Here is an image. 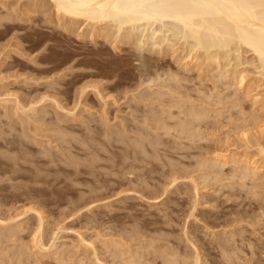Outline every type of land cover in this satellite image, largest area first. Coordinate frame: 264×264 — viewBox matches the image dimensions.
<instances>
[{
  "label": "rangeland",
  "instance_id": "1",
  "mask_svg": "<svg viewBox=\"0 0 264 264\" xmlns=\"http://www.w3.org/2000/svg\"><path fill=\"white\" fill-rule=\"evenodd\" d=\"M55 12L0 0V264H163L169 247L176 264L196 247L223 264L231 246L233 264H264L256 55L236 41L199 49L171 20L121 30Z\"/></svg>",
  "mask_w": 264,
  "mask_h": 264
},
{
  "label": "bare ground",
  "instance_id": "2",
  "mask_svg": "<svg viewBox=\"0 0 264 264\" xmlns=\"http://www.w3.org/2000/svg\"><path fill=\"white\" fill-rule=\"evenodd\" d=\"M49 2H51L53 4V7L56 10V14H58V16H64V17H69L72 19H81L84 20L85 22H88V24H92V25H101L103 23L106 22H113V23H117L119 25V27L121 28V26H125L128 23H137V22H142L144 23L148 22H152L154 21V23L160 22L162 23L163 21L166 20H171V22L173 21L175 24H178L179 27H182V29L188 34L187 37H190V39L195 40L194 42H196L197 46L199 49L202 48V44L204 45L205 43L203 42L205 40L206 41H210V43L213 41V43H218L220 44V46L225 45V47L230 46V42H239L240 44H242L245 47H248V49H250V51L253 52V54L256 55V58L260 61V64L264 67V0H47ZM132 23V24H133ZM170 23V22H169ZM131 24V25H132ZM138 24V23H137ZM118 27V28H119ZM179 27L178 30H179ZM181 29V30H182ZM122 30V28H121ZM182 30V31H183ZM118 31V30H117ZM178 33V32H177ZM182 33V32H181ZM118 34V33H117ZM116 37V36H115ZM118 37V36H117ZM185 37L186 39H189ZM128 37L124 38L127 39ZM131 38V37H130ZM129 38V39H130ZM184 38V39H185ZM189 39V40H190ZM132 40V39H131ZM129 41V40H128ZM128 41L125 40L126 43H128ZM123 42V41H122ZM124 42V43H125ZM208 43V42H207ZM206 43V44H207ZM235 44V43H234ZM150 45V44H149ZM169 45V44H168ZM174 46V45H173ZM206 46V45H205ZM219 46V45H218ZM217 47V46H216ZM222 47V48H223ZM139 48V47H138ZM206 48V47H205ZM170 52V51H169ZM140 56V55H139ZM174 57V56H173ZM143 58V57H142ZM141 59V58H140ZM196 59V58H195ZM163 60V59H162ZM159 62V61H158ZM159 68V67H158ZM167 73V72H166ZM175 73V71H174ZM169 74V73H168ZM180 75V74H179ZM177 76V75H176ZM184 76V75H183ZM176 78V77H175ZM182 78V77H181ZM244 79V78H242ZM245 80V79H244ZM173 81V80H172ZM179 82V81H178ZM184 83V82H183ZM241 84H243V80L240 81ZM182 84V83H181ZM180 85V84H179ZM185 85V84H184ZM215 89V88H214ZM186 90V89H185ZM195 90V89H194ZM217 91V90H216ZM215 91V92H216ZM171 92V91H170ZM177 92V90H176ZM175 92V93H176ZM179 93V92H178ZM194 93V92H193ZM211 93V92H210ZM164 94V93H163ZM201 94V93H200ZM179 95V94H178ZM198 95V94H197ZM203 95V94H202ZM155 96V95H154ZM153 96V97H154ZM160 96V95H159ZM185 96V95H184ZM172 97V96H170ZM218 98V96H216ZM161 98V97H159ZM158 98V101H159ZM168 98V97H167ZM175 98V97H174ZM177 98V97H176ZM203 98V97H202ZM220 98V97H219ZM208 99V98H207ZM177 100V99H176ZM210 100V99H209ZM214 100V99H213ZM140 101V100H139ZM166 101V100H165ZM173 102L175 100H172ZM171 104H173L172 108L175 106V104L172 102ZM169 102V103H170ZM177 102V105L182 104V100L181 103L178 101H175V103ZM193 102V101H192ZM224 102V101H223ZM156 103V102H155ZM208 103V102H207ZM184 104V103H183ZM183 104L181 106H183ZM206 104V103H205ZM239 104V103H238ZM167 105V103H166ZM170 105V104H169ZM167 105V106H169ZM194 105V104H193ZM224 105V104H222ZM163 106V105H162ZM187 106V105H186ZM185 107V106H184ZM23 108V107H22ZM135 108V107H134ZM171 108V105H170ZM175 108V107H174ZM178 109L180 108L177 107ZM209 108V107H208ZM164 109V108H163ZM185 109V108H184ZM186 108V111H188ZM191 109L193 110V107H191ZM206 109V108H205ZM65 110V109H64ZM145 110V109H144ZM161 110V108H160ZM165 110V109H164ZM170 110V109H169ZM168 110V112H169ZM191 110L190 112V117L192 116L193 118H199L201 115L205 116L203 114L202 108V114L201 112H195L193 113ZM185 111V112H186ZM194 111V110H193ZM28 112V111H27ZM183 112V111H182ZM154 113H156L154 111ZM166 113V112H165ZM164 113V114H165ZM173 113V111H172ZM169 113V114H172ZM188 113V112H187ZM161 114V113H160ZM158 114V116L160 115ZM163 114V113H162ZM161 114V115H162ZM181 114V113H180ZM189 114V113H188ZM187 114V115H188ZM153 115V113H152ZM222 115V114H221ZM157 116V117H158ZM184 116V115H183ZM211 116V115H210ZM149 117V116H148ZM170 117V116H168ZM172 117V116H171ZM189 117V119H191ZM32 118V117H31ZM147 118V117H146ZM152 118V117H151ZM156 118V117H155ZM162 118V117H161ZM160 118V119H161ZM176 118V117H175ZM187 118V116L185 117ZM149 119V118H148ZM153 119V118H152ZM152 119H149L152 121ZM163 119V118H162ZM168 119V118H167ZM171 119V118H169ZM168 119V120H169ZM174 117H172L171 120H173ZM32 120V119H31ZM155 120L156 124H159V129H161V125H163V127L165 128V126L167 125V122L161 123L165 120L162 121H156V119H153V121ZM195 120V119H194ZM180 121H182L180 119ZM184 121V120H183ZM192 121V120H191ZM196 121V120H195ZM199 122V121H197ZM196 122V123H197ZM185 123V122H184ZM184 123H182V125H185ZM195 123V122H194ZM193 123V125H194ZM145 124V123H144ZM150 124V123H149ZM174 124V123H173ZM191 124L189 123L188 120V125ZM206 124V123H205ZM169 125V124H168ZM176 125V124H175ZM187 125V124H186ZM151 126V125H150ZM153 126V125H152ZM151 126V128H152ZM155 123H154V127H155ZM178 127V124L176 125ZM181 126V123H180ZM197 126V125H196ZM199 126V125H198ZM186 127V126H185ZM181 128L178 127L180 130L182 129H187L186 128ZM195 127V126H194ZM193 127V128H194ZM163 128V129H164ZM167 128V127H166ZM196 128V127H195ZM205 128V127H204ZM157 129V131L159 130ZM168 129H170L168 127ZM167 129V131H168ZM178 129V130H179ZM190 129V128H189ZM156 130V128H155ZM196 130V129H195ZM165 131V130H163ZM167 131H165V133H167ZM128 132V131H127ZM161 132V131H159ZM174 132V131H173ZM177 132V131H176ZM175 132V133H176ZM187 132V131H186ZM197 132V130H196ZM200 132V131H199ZM244 132V131H243ZM185 133V132H184ZM194 134L195 131H194ZM198 134V133H197ZM119 135V134H118ZM126 135V134H125ZM160 135V134H159ZM188 135V132H187ZM185 136L188 137V136ZM248 135V133H247ZM138 136V135H137ZM198 135H196L195 141L197 140L196 137ZM201 136V133H200ZM244 136V135H243ZM149 137V136H148ZM167 137V136H166ZM190 137V136H189ZM193 137V136H192ZM245 137V136H244ZM262 137V136H261ZM153 138V137H152ZM151 138V139H152ZM191 138V137H190ZM189 138V139H190ZM247 138V136L245 137ZM150 139V137H149ZM159 139V138H158ZM156 137L155 142L158 144V142L160 140H158ZM161 139V138H160ZM199 139V137H198ZM202 140V136L200 138ZM198 141H201V140ZM248 139V138H247ZM94 140V139H93ZM193 140V139H192ZM205 140V139H204ZM154 140H150V145H153ZM177 141V140H176ZM194 141V142H195ZM145 142V141H144ZM163 142V141H162ZM193 142V141H192ZM197 142V141H196ZM208 142V141H207ZM247 142V141H246ZM165 143V142H164ZM205 143V142H204ZM136 144V143H135ZM149 144V143H148ZM155 144V143H154ZM159 144H161L159 142ZM197 144V143H196ZM215 144V143H214ZM84 145V144H83ZM163 145V144H162ZM175 145V144H174ZM192 145V144H191ZM157 146V145H156ZM155 149H157L158 151V147ZM179 147L181 145H178ZM227 146V143H226ZM152 147V148H153ZM175 147V146H174ZM200 147V146H198ZM254 147V146H253ZM96 148V147H95ZM183 148V147H182ZM189 148V147H188ZM194 148V147H193ZM201 148V147H200ZM260 148V147H259ZM263 147H261L260 151L264 154V150H262ZM153 149V150H155ZM179 149V148H178ZM142 150V149H141ZM144 150V148H143ZM177 150V149H176ZM246 150V149H245ZM105 151V150H104ZM179 151V150H178ZM135 152V151H134ZM142 152V151H141ZM138 153V152H137ZM133 155V154H132ZM187 155V154H186ZM251 155V154H250ZM220 156V155H219ZM203 157V156H202ZM132 158V157H131ZM204 158V157H203ZM207 158V157H205ZM204 158V159H205ZM260 158V157H259ZM202 159V158H201ZM227 159V158H226ZM99 160V159H98ZM116 160V158H115ZM125 160V159H124ZM255 160V159H254ZM93 161V160H92ZM136 161V160H135ZM145 161V160H144ZM200 161V158H199ZM113 162V161H112ZM151 162V161H150ZM198 162V160H197ZM211 161H209L210 163ZM166 163V162H165ZM164 163V164H165ZM204 162H200V164H203ZM213 163V162H212ZM218 163V162H217ZM233 163V162H232ZM236 163V162H235ZM198 164V163H197ZM206 165L208 164L205 163ZM123 165V163H122ZM150 165V164H149ZM157 165V164H156ZM204 165V164H203ZM226 165V164H225ZM54 166V165H53ZM194 166V165H193ZM200 166V165H199ZM198 166V167H199ZM202 166V165H201ZM214 166V165H213ZM223 166V165H222ZM212 167V165H210V168ZM152 168V167H151ZM196 168V167H194ZM207 168V166H206ZM193 169V168H192ZM199 169V168H198ZM213 169V168H211ZM220 169V168H219ZM236 169V168H235ZM77 170V169H76ZM207 170V169H206ZM210 170V169H209ZM208 171V170H207ZM206 171V172H207ZM257 171V170H256ZM250 172V171H249ZM253 172V170H252ZM251 172V173H252ZM175 173V172H174ZM204 173V172H203ZM245 173V172H244ZM255 173V172H254ZM128 175V174H127ZM209 175V174H208ZM232 175V174H231ZM255 175V174H254ZM205 176V175H204ZM173 177V176H172ZM179 178V177H178ZM205 178V177H204ZM242 178V177H241ZM240 178V179H241ZM223 179V178H222ZM231 179V178H230ZM217 180V179H216ZM177 181V180H176ZM171 182V181H170ZM169 182V183H170ZM201 182V181H200ZM208 182V181H207ZM174 183V182H172ZM263 183V182H262ZM176 184V182L174 183ZM173 184V186H174ZM200 184V183H199ZM258 184V183H257ZM197 185V184H196ZM242 185V184H241ZM245 185V184H244ZM253 185V184H252ZM175 187V186H174ZM196 187V186H195ZM172 188V187H171ZM262 188V187H261ZM167 189V188H166ZM196 190V189H195ZM257 190V189H255ZM171 191V190H170ZM252 191V190H251ZM166 192V191H165ZM168 192V191H167ZM197 192V190H196ZM183 193V192H182ZM165 194V193H164ZM162 195V194H161ZM196 196H198V194H196ZM226 198V197H225ZM239 199V198H238ZM156 201V200H155ZM198 204V203H197ZM176 205V204H175ZM195 207V206H194ZM90 208V207H89ZM196 208V207H195ZM88 209V208H87ZM196 210V209H193ZM28 211V210H27ZM32 211V210H31ZM196 212V211H195ZM38 214V213H37ZM193 213H191L192 216ZM194 215V214H193ZM235 216V215H234ZM192 218V217H191ZM190 218V219H191ZM40 220V218H39ZM197 220V219H196ZM199 221V220H198ZM43 222V220H42ZM236 223V222H235ZM254 223V222H253ZM188 224V223H187ZM264 224V223H263ZM6 225V224H5ZM238 225V224H237ZM42 225H40L41 228ZM209 229V228H208ZM188 230V229H187ZM207 230V229H206ZM186 231V230H185ZM3 232V231H2ZM211 232V231H210ZM211 234V233H210ZM258 234V233H257ZM36 236V235H35ZM39 236V235H37ZM36 236V240L34 242H37L36 245H38L40 247V244L42 243V240H39L41 235L39 237ZM190 236V235H189ZM214 236V235H212ZM230 236V235H229ZM188 237V236H187ZM233 237V236H232ZM228 238V237H227ZM220 239V238H219ZM154 241V240H153ZM192 241V240H191ZM190 241V242H191ZM227 240H224V242ZM236 241V240H235ZM189 242V243H190ZM221 242V241H220ZM218 242L217 245L219 247L222 248V253H223V245L225 243H220ZM167 243V242H166ZM157 244V243H156ZM187 244V243H186ZM251 244V243H250ZM142 245V244H141ZM159 245V244H158ZM169 245V244H168ZM216 245V244H215ZM227 245L229 246L228 242ZM234 245V244H233ZM249 245V244H248ZM44 246V244L42 245V247ZM52 246V245H51ZM54 246V245H53ZM156 246V245H155ZM166 246V245H165ZM212 246V245H211ZM218 246H216L215 248H218ZM228 246H226L228 248ZM239 246V245H238ZM37 247V246H36ZM41 247V248H42ZM119 247V246H118ZM117 247V248H118ZM157 247V246H156ZM162 247V245L160 246ZM226 247H224V252L226 251ZM232 249L234 248L233 246H231ZM231 247L229 249H231ZM236 247V246H235ZM35 248V247H34ZM149 248V246H148ZM166 248V247H165ZM170 248V247H169ZM168 248V250H169ZM212 248V247H211ZM28 249V248H27ZM155 249V248H154ZM158 249V248H157ZM161 249V248H160ZM158 249V250H160ZM171 249V248H170ZM219 249V248H218ZM217 249V250H218ZM231 249V250H232ZM38 250V249H37ZM40 250V249H39ZM45 250V248H44ZM124 250V249H123ZM167 250V253L165 254L164 252L160 251V254L162 252V255L164 253L163 256H159L163 258V264H176L177 261V257L176 254H174L173 250L172 253H168L169 251ZM194 250H199L194 248ZM228 251V252H231ZM234 250V249H233ZM238 250V248H237ZM242 250V249H241ZM126 251V250H125ZM148 251V250H147ZM154 251V250H153ZM164 251V250H163ZM175 251V250H174ZM196 251V256H195V261L193 262L194 264H201L202 263V259L201 256L199 255V252ZM202 251V250H201ZM149 252V251H148ZM221 252V249H220ZM227 251L225 252L222 259L226 258V261L224 260L225 263L227 264H233V255L234 253H228ZM233 252V251H232ZM203 253V252H202ZM221 253V254H222ZM238 253V252H237ZM30 254V253H28ZM32 254V253H31ZM115 254V253H114ZM125 255V254H124ZM179 255V254H178ZM220 255V254H219ZM239 255V254H237ZM235 255V256H237ZM28 256V255H27ZM121 256V255H120ZM130 256V255H129ZM234 256V257H235ZM25 257V256H24ZM31 257V256H30ZM98 258V257H97ZM136 258V257H135ZM139 258L141 259V257L139 256ZM143 258V257H142ZM179 258V257H178ZM237 258V257H236ZM26 259V258H25ZM121 259V258H120ZM140 259L138 261H140ZM148 259V258H147ZM181 258H179L180 260ZM219 259V258H218ZM20 260V259H19ZM125 260V259H124ZM192 260V259H191ZM207 260V259H206ZM205 260V261H206ZM234 260H236L234 258ZM240 260V259H239ZM242 260V259H241ZM253 260V259H252ZM255 260V259H254ZM185 261V260H184ZM210 261V260H209ZM208 261V262H209ZM180 262V261H179ZM182 262V260H181ZM186 262V261H185ZM223 262V261H222ZM20 263V262H19ZM82 263V262H81ZM128 263V262H127ZM126 263V264H127ZM132 263V262H130ZM189 263V262H188ZM204 263V262H203ZM202 263V264H203ZM223 263V264H225ZM249 263V262H248ZM246 262V264H248ZM136 264V263H134ZM206 264V262H205ZM210 264H215V261H210ZM218 264V261H217ZM220 264V262H219ZM222 264V263H221ZM251 264V263H250Z\"/></svg>",
  "mask_w": 264,
  "mask_h": 264
}]
</instances>
